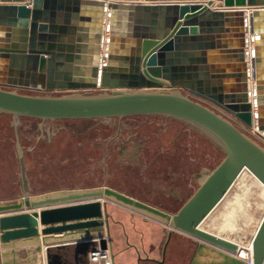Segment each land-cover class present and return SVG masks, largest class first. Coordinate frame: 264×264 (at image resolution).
I'll return each instance as SVG.
<instances>
[{
    "label": "water",
    "instance_id": "obj_1",
    "mask_svg": "<svg viewBox=\"0 0 264 264\" xmlns=\"http://www.w3.org/2000/svg\"><path fill=\"white\" fill-rule=\"evenodd\" d=\"M0 115L41 125L162 117L223 154L174 213L109 186L0 201V264L87 253L109 204L164 227V249L176 233L192 239L188 264H246L238 245L200 226L244 170L264 186V0H0ZM251 249L264 264V214Z\"/></svg>",
    "mask_w": 264,
    "mask_h": 264
},
{
    "label": "rangeland",
    "instance_id": "obj_2",
    "mask_svg": "<svg viewBox=\"0 0 264 264\" xmlns=\"http://www.w3.org/2000/svg\"><path fill=\"white\" fill-rule=\"evenodd\" d=\"M98 92L91 91L90 93ZM20 93L40 96L48 94L53 96L62 95L61 93L28 92L25 90L20 91ZM17 122H20V126L22 124L23 129L27 128L26 124H30L28 125L30 130H22L21 132H30L35 137L34 132L37 131L35 125L39 121L26 119L14 121L10 116H0V201H8L4 194L8 187H10V190L18 187L20 185L18 181L22 175H27V171L30 170L29 167H26L25 171L23 170L22 155L24 154V157L28 159L29 155H27L26 151L32 147L34 142L31 140L27 142L18 136L17 129L20 126H18ZM49 126L58 128V141H62V144L68 138L66 132L75 144H85L82 148L77 149L76 155L78 157L68 162L65 161L68 153L64 152V156H57L62 159L55 161L56 155L54 151L50 152L47 150L53 159L51 165L56 164L60 168H51V175H59L64 167L71 169L72 163L69 162H73L78 174L81 177L83 176V179L89 178V183L94 182L95 185L98 183L97 186L86 187L91 188L103 186L102 184L106 182L104 174L108 171L114 177H117L119 172L124 173L125 176H128V172H130V175L132 174L131 179L126 178L123 183H118L123 188L122 190L139 197H142L141 194L145 197L148 196L147 199H150L154 205L163 206L165 207L163 210L172 213L176 212L190 195H183L184 198H179L180 201H168L167 197L169 196L166 197L161 193L175 187L184 188L186 193H191L196 188L198 180H202L207 172L212 170L223 158L222 152L219 149L215 151V148L204 137L181 123L162 117H131L120 121L117 119L56 121L50 122ZM108 140L114 145L110 144L107 147ZM106 154L112 156L106 163L108 171L105 169L104 163H102ZM116 154H126L125 158H121L125 162L112 161L114 159L113 156ZM193 161L197 162L193 163ZM35 163L31 165L35 166ZM193 168L194 170L192 171ZM33 172H35V168H33ZM67 174H70V171ZM53 180L51 179L47 182L54 183L52 182ZM69 181V178L67 180L59 179L56 183L65 184ZM79 186L83 185L79 184L74 186L73 189L80 188ZM244 186L247 187L245 188ZM232 191L234 192L231 193ZM231 192L232 196H230L231 200L229 199V206L222 209L218 208L211 215L206 227L216 234L232 240L237 238L236 230L242 231L245 237L244 240H246L251 236L257 221L262 215L264 196L258 187L249 184L248 181L237 183L233 186ZM225 202L226 206L227 199ZM148 204L154 206L151 203ZM226 213L229 214L230 219L226 218L223 221L221 218ZM147 222L151 224L145 227L148 228L149 226V228L160 231V228L155 226V222ZM135 224L136 230H139L142 226L141 221H135ZM112 230H114V235L116 236L117 234L118 238L122 236L118 228H113ZM159 234L162 240L159 245L161 248L166 241L167 234H164V232H159Z\"/></svg>",
    "mask_w": 264,
    "mask_h": 264
},
{
    "label": "crops",
    "instance_id": "obj_3",
    "mask_svg": "<svg viewBox=\"0 0 264 264\" xmlns=\"http://www.w3.org/2000/svg\"><path fill=\"white\" fill-rule=\"evenodd\" d=\"M216 3L217 2L215 1L213 2V5L211 7L212 9H214ZM26 120H30V119H26ZM17 124L18 126H20V122H17ZM28 125L30 124H26L27 128L23 129V126L21 124L20 128H18L17 130H18V136H20L22 139H24L27 142H30V140L34 142L32 147L28 148L26 151L27 155H29L28 159L24 157V154L22 155L23 170L25 171L26 167H29L30 170L27 171V175L24 176L22 175V177L18 181L20 183L18 187H14L12 190H10V187H8V190H6V192L4 193L8 201L23 196H36L66 188L73 189L74 186H77L79 184L83 185V186H79L80 188H86L95 185L94 182L89 183L88 181L89 178L83 179L82 178L83 176L81 177V175L78 174V170L74 166L73 162H69L72 163L71 169L64 167L62 173H60L57 176L51 175L50 173L51 168L52 169L59 168L58 166H56V164L51 165L53 159L50 157L51 156L50 152L54 151V154L56 155L55 161H60L62 159L57 156H64V152L68 153L70 157L68 158L67 155V158L65 160L66 162H68L78 157L76 155L78 151L77 149L82 148L83 145L85 144L83 145L75 144L74 141L69 137V134L67 132L66 135L68 138L65 136V138L67 139H65V142L62 144V141L60 142L58 141L59 140L58 128L50 127L49 122L44 123L42 125L40 124V122H37V124L35 125L37 131L34 132L35 137H33L32 133L30 132H27L30 134L22 133L21 132L22 130L27 131V129H29ZM189 129L194 131L191 128ZM108 142H107V147H109V145L111 144L109 140ZM207 142L215 148L214 149L215 151H218V148L215 145H213L208 140ZM111 145L114 144L112 143ZM47 150H49L50 152H47ZM38 152L40 153L38 154ZM126 156H127L126 154H120V155L116 154L115 156H113L114 159H112V161L115 160V162H119V161L125 162L124 159L121 160V158L122 157L125 158ZM110 157L112 156L106 154L102 160V163H104V167L107 171L109 169L107 168L106 163ZM128 161L132 162L131 160ZM34 163L36 165L32 166L31 164ZM33 168H35V172H33ZM68 171H70V174H67ZM131 175L130 172H128V176H125L124 173L119 172L118 176L114 177L108 171L104 174L106 182L102 185L103 186L108 185L109 187L116 189L120 192L126 193L140 201L153 204L150 199L149 200L147 199L148 196L145 197L144 195L141 194L142 197H139V196H135L133 193H129L128 191L122 190L123 188L118 183H123V181L126 180V178L131 179ZM67 178H69L70 181L66 182L65 184L56 183V181L59 179L67 180ZM51 179H54L52 181L54 183L47 182L48 180ZM200 181L201 180H198L197 186ZM97 185L98 183L95 186ZM195 189L191 193H186L184 188L175 187L174 189L170 188L168 190H165L161 194L162 195L164 194V196L166 197L169 196L167 197L168 201L171 200L180 201V199L184 198L183 195L185 194L191 195L195 191ZM154 206L161 209L165 208L160 205H154ZM106 212L108 213V215H110L109 218L110 223H109V227H107L106 225V227L104 228L105 234L103 235H106L108 238V245L113 255L114 264H188V262L190 261L194 249V241L192 239L176 233L171 236L165 249L164 246L166 241L163 243V246L160 248L159 245L162 240L160 239L159 232L162 233L164 232V234H167L166 229L164 227L155 224L157 228H160L159 229L160 231L149 228L151 223H148L147 221L150 220L145 219L144 217H141L135 213H132L118 205L109 204L106 207ZM135 221H141L142 226L140 227L139 230H136ZM147 225H149L148 228L145 227ZM42 228L43 227H40V229ZM113 228H118L122 236L119 238L117 234L115 236L114 230H112ZM22 257H24V255H22ZM161 261L162 263H160Z\"/></svg>",
    "mask_w": 264,
    "mask_h": 264
},
{
    "label": "bare ground",
    "instance_id": "obj_4",
    "mask_svg": "<svg viewBox=\"0 0 264 264\" xmlns=\"http://www.w3.org/2000/svg\"><path fill=\"white\" fill-rule=\"evenodd\" d=\"M255 128V127H254ZM241 181H244V183L245 182H249V184H251V185H254V186H256V187H258L261 191H262V194H263V196H264V186L251 174V173H249L247 170H244L240 175H239V177L235 180V182H234V184L232 185V187L230 188V190L228 191V193L226 194V196L224 197V199L214 208V210L204 219V222L201 224V226H200V228L202 229V230H205V231H208V232H211V233H213V234H215V235H217V236H220V237H223L224 239H227V240H229V241H231V242H233V243H235L236 245H238V247H239V257L240 258H242L244 261L247 259V258H249L250 257V252H251V241H252V238H253V236H254V234H255V231H256V229H257V227H258V225H259V223H260V221H261V219H262V217H263V214H264V210H263V212H262V215H261V217H260V219H259V221H257V224H256V227L254 228V230H253V232H252V234H251V236L248 238V239H246V240H244V234H243V232L242 231H235V234H236V236H237V238H235V239H230V238H227V237H225V236H221V235H219V234H216L215 232H213V231H211L210 229H208L207 227H206V225L208 224V222H209V219H210V217H211V215L219 208V209H222V208H224V207H227V206H229V204H230V202H229V199H230V196H232V194H230V192H231V190L233 189V186L234 185H236L237 183H240ZM242 185H244V184H242ZM245 188L247 187V186H244ZM250 187V186H249ZM241 189H243V188H241ZM234 191H232L231 193H233ZM248 193V192H247ZM234 195V194H233ZM260 195H261V193H260ZM249 198V197H248ZM263 198V197H262ZM227 199V204H226V206H225V200ZM231 200V199H230ZM225 202V203H224ZM232 204V203H231ZM264 204V203H263ZM261 207H262V204H261ZM264 208V207H263ZM227 209V208H226ZM223 211V210H222ZM226 211V210H225ZM230 211V210H229ZM227 212V211H226ZM228 213V212H227ZM223 214L224 216L221 218V219H223V221L226 219V218H228V219H230L229 218V214ZM231 214H233V213H231ZM220 215H221V213H220ZM211 221H213V220H211ZM243 225V224H242ZM246 226V225H245ZM237 229H239V228H237ZM218 231V230H217ZM218 233V232H217Z\"/></svg>",
    "mask_w": 264,
    "mask_h": 264
},
{
    "label": "built area",
    "instance_id": "obj_5",
    "mask_svg": "<svg viewBox=\"0 0 264 264\" xmlns=\"http://www.w3.org/2000/svg\"><path fill=\"white\" fill-rule=\"evenodd\" d=\"M251 43H249L246 48L245 51L248 52L251 50ZM252 126V128H250V132L252 134H255L254 131L256 130V127ZM100 239H104L106 241V248L102 249L99 246V241ZM246 264H252V249L250 252V257L247 258L245 260ZM84 264H114V260H113V255L111 252V249L108 245V238L106 235L102 236V238H99L98 240H96L95 246L89 250L86 253V258H85V262Z\"/></svg>",
    "mask_w": 264,
    "mask_h": 264
},
{
    "label": "trees",
    "instance_id": "obj_6",
    "mask_svg": "<svg viewBox=\"0 0 264 264\" xmlns=\"http://www.w3.org/2000/svg\"><path fill=\"white\" fill-rule=\"evenodd\" d=\"M0 116H6V115H0ZM195 162H197V161H193V163H195ZM193 165L195 166V164H193ZM193 170H194V168L192 169V171ZM106 214H107L106 225H107V227H109L110 215H108L107 212H106ZM59 256H60V258H55L53 260V262H52L53 264H59V263H61V264H82V261H84L86 258L85 247H84V245L72 246V247L66 249L65 251H61L59 253Z\"/></svg>",
    "mask_w": 264,
    "mask_h": 264
}]
</instances>
